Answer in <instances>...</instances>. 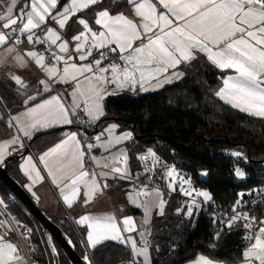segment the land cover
<instances>
[{
  "label": "snow or ice",
  "instance_id": "1",
  "mask_svg": "<svg viewBox=\"0 0 264 264\" xmlns=\"http://www.w3.org/2000/svg\"><path fill=\"white\" fill-rule=\"evenodd\" d=\"M127 2L134 5L135 16L140 17L141 20L139 24L123 14L113 16L108 10L96 13L98 18L95 19V24L105 29L99 33L93 31L85 19L79 18L77 21L87 33L91 34V44L87 50L85 46L89 36L84 31L72 37L78 42L75 44V51L79 53L78 59L83 61L92 56L93 48L106 49L99 52V59L77 66L76 63L69 64L64 56L52 52L51 48L45 49L54 60L58 63L63 61L66 65L63 68V75L59 77L60 82L76 80L77 76L85 73L92 74L85 77L87 87H83L78 82L76 90L72 93L73 97L78 95L83 98L84 111L90 118L89 122H94L104 114L101 101L105 95L111 94L106 89V85H115L116 89L120 90L127 87L132 91H135L139 85L141 90H147L146 84L158 79L169 69L191 62L196 58V52L205 54L208 61L218 68L234 69L237 73L225 79L224 86L217 92L225 103L248 115L264 119V0H158L159 5H162L166 12H158L157 4L153 3V0H127ZM17 3L18 0H10L8 5L0 3L2 10L0 11V46L21 43L23 42L21 37H24L29 44L57 45L62 37L54 28L47 26L48 21L51 20L60 29H64L73 15L102 3V0H71L70 4L64 6L63 11L57 12L56 15L52 14V10L57 8L58 0H29V4L26 5L29 10L21 9L14 14ZM41 26L46 28L43 38L35 33V30ZM149 33L151 35H148ZM136 41H140V44L133 47ZM113 44L116 47L110 48L109 46ZM58 48L61 53L69 51L66 41L60 43ZM117 50H119L118 59L124 61L125 66L121 67L116 63H111L107 67L101 66L102 61L108 58L109 52L116 53ZM8 51L13 52L15 48H9ZM27 56L32 58L36 65L41 66L49 78L57 75L58 69L55 66L44 65L45 55L28 51ZM109 72L110 76L107 75ZM13 79L17 84L21 83L19 77ZM40 83L44 85L45 91H50L49 85L44 80ZM79 108L80 104L74 99L71 114L76 115V110ZM11 119L20 126L19 130L25 136L31 135V130L37 127L46 128L55 124L73 123L69 109L58 96H52ZM9 126H12L11 122ZM115 128L116 125H112L107 130L111 139L107 145L100 146L107 148L113 143L119 144L129 138L127 133L115 136ZM96 139L99 140V136ZM18 140L19 137H14L10 142L0 144V163L3 162L7 143H17ZM92 148L93 144H87L88 150ZM85 155L86 152L82 149L77 134L71 133L44 153L40 160L48 169V175L52 177L53 183L58 186L63 184L61 193L63 194L64 188H71V197L74 198L79 191V183L89 176V173L83 170ZM149 155L154 156L155 153L149 151ZM120 157H123L126 163L127 157L123 152L113 159L119 160ZM92 159L96 160V157ZM27 163L36 173L35 179L42 180L39 170L31 164V157ZM112 171L121 173L124 169L115 167ZM236 174L243 175L239 170ZM167 175L174 176V170L168 171ZM64 181L68 183H63ZM85 183L89 191H95L99 187L94 174L91 182L85 181ZM185 183L190 182L185 181ZM184 194L190 196L192 193L190 190H184ZM196 195L204 197L205 200L211 199L207 192H197ZM72 198L64 195V200L69 206L73 203ZM239 203L237 201V204ZM160 207L163 208V201ZM148 211L149 208L145 205V212ZM188 215H192L191 206ZM241 218L249 221L245 224L246 228H250L256 222L255 217H249L246 213L237 214L231 217L228 226L231 227ZM78 222L87 226L86 240L90 247L95 248L105 240H115L125 244L130 242L134 255L142 256L143 264H150L147 247L138 250L134 239L131 237L126 239L122 235L113 216L98 218L82 216ZM123 224L124 232L134 230L131 218H125ZM259 224L261 226L258 228L259 235L255 236L256 242L244 253V256L249 262L254 257L260 264H264V220L259 221ZM0 226H6V222L0 221ZM2 239L3 237H0V240ZM84 259L88 261L89 257L85 255ZM20 261L21 257L13 244L0 243V264H19ZM132 264L137 262L133 260ZM196 264H212V262L201 257Z\"/></svg>",
  "mask_w": 264,
  "mask_h": 264
},
{
  "label": "trees",
  "instance_id": "2",
  "mask_svg": "<svg viewBox=\"0 0 264 264\" xmlns=\"http://www.w3.org/2000/svg\"><path fill=\"white\" fill-rule=\"evenodd\" d=\"M104 4L102 0L76 16L92 18ZM179 70L176 82L155 93L108 98L97 127L115 120L120 131L132 133L124 144L132 177L142 171L140 155L155 153L154 177L163 196V208L152 214L147 226L150 264H186L199 255L223 264H238L245 248L244 224L219 231L214 240L217 224L208 217L209 210L195 202L202 197L196 193L207 192L220 212L229 210L237 201L250 204L257 198L264 186V119L233 108L217 95L225 73L204 55L182 64ZM0 103L6 112L0 114V140H5L14 133L7 122L8 115L18 112L22 103L18 93L4 85H0ZM57 137L54 132L35 135L32 152L46 149ZM19 163H9L8 173L27 191ZM170 170H174L172 177L167 175ZM237 170L243 178L236 174ZM127 186L131 189V182L117 186L119 198L125 195ZM184 190L192 194L185 195ZM166 192L172 195L164 197ZM181 197L187 201L182 203ZM0 200L14 222L22 221L31 229V263L52 264L36 220L2 183ZM39 207L71 238L79 255L84 251L81 237L92 264L125 263L129 252L123 243L104 241L95 248L89 247L82 228L76 226L77 234L67 217L51 216L40 204ZM252 212L257 221L264 219V201L255 205ZM55 247L60 264H69L60 248L56 244Z\"/></svg>",
  "mask_w": 264,
  "mask_h": 264
},
{
  "label": "crops",
  "instance_id": "3",
  "mask_svg": "<svg viewBox=\"0 0 264 264\" xmlns=\"http://www.w3.org/2000/svg\"><path fill=\"white\" fill-rule=\"evenodd\" d=\"M71 0H58V6L56 9L52 10V14L56 15L57 12L63 11V7L67 4H70ZM105 4L104 6L99 9L96 13L102 10H108L109 13L113 16L117 14H123L129 19H133L135 23L139 24L141 22L140 17L135 16L134 12V5L129 4L127 0H104ZM0 3L4 5L10 4V0H4L0 1ZM153 3L157 4V10L165 11L163 9L162 5H159L158 0H153ZM29 4V0H18L17 6L14 9V14L20 12L21 9H24L25 11L29 10L26 8V5ZM93 7V6H91ZM2 11V10H0ZM96 13H94L92 18H86V17H77L76 14L73 15L68 23L66 24L64 29H60L55 22L49 20L48 21V27L54 28L62 37L60 41L57 42V45H50L48 44H29L27 40L24 37H21V42L18 47L13 46L11 43L5 46H0V85H4L10 90L17 92L18 95L21 98L22 108L14 113L13 115H8L7 122L8 124L12 125V129L14 130V133L11 137L8 139H5L6 142H10L14 137H19V140L17 143H7V149L4 153V158L8 156L9 152L16 151L23 148H28L29 152L24 156L23 160L19 163V168L21 172L23 173V176L25 178V186L29 193H31L35 199L38 200L39 204L45 209V211L51 215V216H62L67 217V219L70 221L72 226L75 228L77 234L78 230L77 227L82 228L84 231V238L86 240V234H87V226L81 225L78 221L82 216H90L93 218L103 217V216H113L115 218V222L118 226V228L121 230L122 235L127 239L128 236H130L132 239L136 241V245L142 243V241H147L148 233H147V226L150 222L152 214L160 210V203L163 199V196L161 195V192L157 189H147L143 186H139L137 190H131L129 186L127 192L122 198H119L118 190L119 187L112 191L110 198L111 202L109 203L108 200L102 195L100 187H98L95 191H89V188L86 186L85 181L91 182L92 176L86 177L83 181H81L78 185L79 191L75 195L74 198L71 197V188H64L63 194L61 193V187H63V184L58 186L56 183H53L52 177L48 175V169L45 168L44 163L41 162L40 157L44 155V153L48 152L49 149L54 147L57 143H60L62 140L67 138V134L74 133L69 124H55L46 128L37 127L35 129L31 130V135L25 136L22 131L19 130V125L16 124L15 121H13L12 117L20 116L21 113H24L28 108L34 107L37 104L42 103L44 100L50 99L52 96H57L53 91L54 87H61L64 86V95L66 99L70 103L73 104V100L75 99L76 103L81 104L83 103V98L79 97L78 95L76 97H73L72 93L76 90V84L80 82L83 87H87V81L85 80L86 76L92 75L91 73H85L84 75L77 76L76 80H71L67 83L60 82L59 77L63 75V68L66 66L63 61H60L59 63L54 60L53 58L49 59L45 53L41 51V48L43 46H48L51 48L52 52H55L57 55L64 56L66 60H68V63H76L77 66H82L84 64H88L89 62L93 61L94 59H99V52L103 51L104 49H92V56H89L86 60L80 61L78 59L79 53L75 51V44L78 43L77 41H74L72 37L76 34H78L81 31H84L86 35L89 36L88 43L85 46V50H87V47L91 44V34L87 33V31L83 28L82 25L78 24L77 21L79 18L85 19L89 26L92 28L93 31L99 33L100 31H104L105 29L101 25L95 24V19L98 18ZM91 19V21H90ZM141 32H143L142 29H140ZM35 33L37 36H40L41 38L44 37L46 33L45 26H41V28L36 29ZM148 35H151L149 33ZM67 42L69 46V51L67 53H61L59 51L58 45L62 42ZM145 42H147L145 40ZM140 41H136L133 45V47L139 46ZM15 48V51L9 52V48ZM110 48L116 47L114 44L109 46ZM28 51H36L38 54L45 55V61L44 65L51 67L55 66L58 69L57 75L55 77L49 78L45 71L42 69L41 66H38L35 64V61L27 56ZM131 51V50H129ZM113 54H119V50H117L116 53ZM127 55V53H124ZM204 55L205 54L196 52V56L198 55ZM21 58V59H18ZM69 57H72L70 60ZM207 58V57H206ZM208 60V59H207ZM124 62V61H123ZM210 62V61H209ZM125 63V62H124ZM211 63V62H210ZM110 63L108 60H103L101 66L107 67ZM184 64V63H182ZM181 64V65H182ZM177 66L175 69H169L168 72L160 75L158 79L151 81V83H148L145 85V88L147 90H141L139 85H137L135 91L130 90L129 88H124L122 90L116 89L115 85H106V89L111 92L109 95H105L103 97V100L101 101L103 112H104V104L105 101L110 97H130L129 94H140L146 95V94H152L155 93L162 88L171 85L172 83L176 82L180 76V70ZM214 65V64H213ZM218 70L224 72V77L222 78V83L220 89L224 86V80L227 79L230 76H235L237 73L234 69H221L218 68L216 65H214ZM175 73L176 75H173ZM107 75H111V73H107ZM138 75V74H137ZM13 77H19L21 80L20 84H17L15 79ZM41 80H44L50 88V91L44 90V85L40 83ZM71 84V85H68ZM219 89V90H220ZM29 97H35V99H29ZM138 97V96H135ZM131 97V98H135ZM61 100V99H60ZM62 102V100H61ZM6 113L2 104L0 103V114ZM105 113V112H104ZM86 119L90 121V118L85 114ZM104 114L99 117V119L95 120L94 122L97 124L102 118ZM108 123H114L116 125L115 128V134L123 133V134H129V138L126 140L121 141L119 144L113 143L111 146L105 148L100 145H107L109 140L111 139L110 135L108 133L103 132L104 127ZM47 132H54L57 134V139L53 144H51L46 149L37 150L34 149L32 152V141L34 139L35 135L38 134H46ZM103 134L104 137L103 138ZM97 135L99 136V149L95 153V163L98 167H100V176L107 180H118L121 184L124 182H130L129 179L132 177L130 176V170L128 168V155L127 150L125 148V142L130 140L132 137V133L128 130L120 131L118 128V124L115 120H111L106 122L104 125H99L97 128ZM117 136V135H116ZM121 152H123L126 157V163L124 162L123 157H120L119 160H114L113 158L118 156ZM29 157H31V164H34L36 166V169L39 170L40 175L43 177L42 180L35 179L36 173L31 169V165L27 163ZM141 168L143 166L142 161L139 157ZM107 164V167H104V165ZM120 167L124 169L121 173H115L112 171L113 168ZM84 170V169H83ZM85 171V170H84ZM103 173L104 175H101ZM96 179V178H95ZM63 183H68V181H64ZM96 183L98 184L97 180ZM64 195H69L70 198L73 199V203L71 206H69L65 200ZM87 201V203H86ZM135 201V203L133 202ZM43 202V204H41ZM145 205L148 206L149 211L145 212ZM61 210V211H60ZM125 218H131L132 220V227L133 231L131 232H124L123 229L125 225L123 224V220ZM264 220V219H261ZM259 220V221H261ZM258 223L255 226H251L250 228H246L244 225V232L242 235V239H244L245 244L249 241H247L248 237L250 235H255V231L258 230V228L261 226ZM258 225V227H256ZM80 236V235H79ZM0 237H3L2 240H0V243H11L17 248V254L21 257V261L19 264H25L24 258L21 254V251L19 250L17 244L12 239V237L3 229V227L0 226ZM105 241H115V240H105ZM104 242V241H102ZM119 242V241H116ZM129 244V243H128ZM143 248L145 246L141 244ZM140 245V246H141ZM87 246H89L87 244ZM130 246V245H129ZM90 247V246H89ZM131 247V246H130ZM143 249L142 247H140ZM244 252V250H243ZM198 257H205V256H198ZM208 259L207 257H205ZM197 257H195L192 262L195 261ZM140 260V259H139ZM210 260V259H208ZM243 260V253H242V259L239 263H241ZM189 261V262H191ZM214 264H223L219 262H215L210 260ZM188 263V262H187ZM186 263V264H187ZM238 263V264H239ZM259 264V263H256Z\"/></svg>",
  "mask_w": 264,
  "mask_h": 264
},
{
  "label": "built area",
  "instance_id": "4",
  "mask_svg": "<svg viewBox=\"0 0 264 264\" xmlns=\"http://www.w3.org/2000/svg\"><path fill=\"white\" fill-rule=\"evenodd\" d=\"M7 31V30H6ZM20 43H17L13 46L18 47ZM48 46H43L41 48V51L45 53V55L51 59L52 57L45 52V49H48ZM103 51H106L104 49ZM108 62L116 63L121 65V67L125 66V63L118 59V54H113L109 52ZM71 85V84H68ZM54 93L62 100V103L66 106V108L69 109L70 118L73 120V123L69 124L71 130L77 134V139L80 140L82 149L86 152L85 158H84V170L89 173V176L95 175V178L98 182V185L100 187L102 195L108 200V202H111L110 195L113 190L117 188V186L120 184L118 180H107L100 176V167H98L95 163V160L92 159V157H95V153L99 149V142L96 139L98 137L97 135V124L91 123L86 119L85 111H84V104H80V108L76 110V115H72V109L73 104L66 99L64 95V86L61 87H52ZM93 144V148L91 150L87 149V144ZM141 157H144V159H141ZM140 159L142 161V171L140 173H136L135 177H131L129 181L131 182V190H137L139 186H143L147 189H159L158 186L155 183V177H154V161L150 156H148L147 153H143L140 155ZM139 180H141V183L139 184ZM104 185H107L105 187ZM166 196L164 197H170L172 195V192H166ZM182 203H185L187 201V198L181 197ZM261 201H264V186L259 190L257 193V198L251 202L250 204H237L235 203L230 207L227 211L220 212L216 205L214 204L213 200H205L204 197H200L196 199V203L201 205L203 209H208V217L212 218L217 224L216 231L214 232V240L216 239V234L219 231H222L224 229L232 230L235 228V226L238 223L247 224L249 221L241 218L235 221L231 227L228 226V222L231 219V217L237 215V214H247L249 217H254V214L252 212L255 205L259 204ZM1 202V200H0ZM0 221L6 222V226H1L4 228V230L12 237V239L17 244L19 250L21 251V254L24 258L25 264H32L29 256V252L27 250V241L30 239L31 235V229L28 225H19L16 222L12 220L8 212L6 211L5 205L0 203ZM258 223L256 220L255 223L252 224V226H255ZM128 246V252L129 256L126 259L124 264H132L133 260L137 262V264H141L140 260L134 255L131 247L129 244H126ZM140 247L143 248L141 245Z\"/></svg>",
  "mask_w": 264,
  "mask_h": 264
},
{
  "label": "water",
  "instance_id": "5",
  "mask_svg": "<svg viewBox=\"0 0 264 264\" xmlns=\"http://www.w3.org/2000/svg\"><path fill=\"white\" fill-rule=\"evenodd\" d=\"M28 152V148L9 152L7 158L0 163V183L8 188L14 199L19 201L36 220L51 255L52 264H60L55 244L60 248L69 264H92L88 249L84 245L81 237L79 239L84 251L79 255L71 238L65 234L59 225L40 209L39 202L8 173V164L11 162L22 161ZM243 177L244 175H242V178ZM85 255L89 257L88 261H85Z\"/></svg>",
  "mask_w": 264,
  "mask_h": 264
},
{
  "label": "rangeland",
  "instance_id": "6",
  "mask_svg": "<svg viewBox=\"0 0 264 264\" xmlns=\"http://www.w3.org/2000/svg\"><path fill=\"white\" fill-rule=\"evenodd\" d=\"M140 94H133V93H131V94H129L128 96H130V97H135V96H139ZM112 125H115L114 123H108L105 127H104V129H103V132H104V134L105 133H108L109 134V132L107 131ZM104 134H103V138H105L104 137ZM114 135L116 136H122V135H124L123 133H119V134H115V132H114ZM5 142H6V140H0V144H5ZM6 149H7V145H6ZM5 149V150H6ZM147 154H148V156H150L149 155V152H147ZM9 155V154H8ZM5 158H7V157H5ZM5 158H3V161H4V159ZM150 158H152L153 159V157L152 156H150ZM2 202V201H1ZM4 204V203H3ZM41 204H43V202H41ZM17 224H19V225H28V224H26V223H24V222H22V221H19V222H17ZM256 227H258V225L256 226ZM256 235H259V232H258V230H256L255 231V235L253 236V235H250L249 237H248V239H247V241H249V243L247 242V244H245V248H244V252H243V260H242V262L241 263H239V264H256V263H259L260 264V262L258 261V260H256L254 257L253 258H251V260H250V262H249V260L244 256V253L245 252H247L248 251V249L249 248H251L252 247V245L253 244H255V236ZM128 237H130V236H128ZM127 237V238H128ZM127 248H128V246L125 244V243H123ZM141 244H143L145 247H147V250H148V256H149V260H150V255H149V246L145 243V241H142V243ZM141 244H139L138 246H137V249L139 250V249H141L140 248V245ZM129 245L131 246V244H130V242H129ZM27 250H28V252H29V250H30V239L27 241ZM132 249V248H131ZM136 256V255H135ZM199 256H201V255H199ZM138 259H140V261H141V264H143V257L142 256H136ZM199 258H201V257H198L197 256V259H195V261H191V262H188L187 264H196V262L199 260ZM205 258V257H204ZM212 264H214V263H212Z\"/></svg>",
  "mask_w": 264,
  "mask_h": 264
}]
</instances>
